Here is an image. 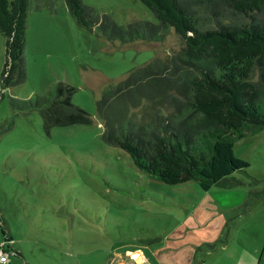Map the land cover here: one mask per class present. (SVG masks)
<instances>
[{
  "label": "rangeland",
  "instance_id": "obj_1",
  "mask_svg": "<svg viewBox=\"0 0 264 264\" xmlns=\"http://www.w3.org/2000/svg\"><path fill=\"white\" fill-rule=\"evenodd\" d=\"M81 1L117 24L156 22L138 0ZM54 9L27 11L25 78L0 94V219L20 264H113L135 247L152 264H226L233 242L220 245L228 231L264 228V217L257 223L244 212L264 210V127L232 144L233 155L247 164L229 176L240 184L202 190L193 179L167 184L146 175L101 139L94 100L106 84L154 56L165 58L181 41L168 28L158 41L110 43L78 26L63 0H54ZM3 47L0 34V69ZM56 79L74 86L71 102L90 123L45 132L37 110L10 105L9 97L42 94Z\"/></svg>",
  "mask_w": 264,
  "mask_h": 264
},
{
  "label": "trees",
  "instance_id": "obj_2",
  "mask_svg": "<svg viewBox=\"0 0 264 264\" xmlns=\"http://www.w3.org/2000/svg\"><path fill=\"white\" fill-rule=\"evenodd\" d=\"M138 1L156 22L130 18L117 24L81 0H63L78 26L110 43L158 41L168 28L181 41L165 58L154 56L101 89L94 100L101 139L167 184L193 179L202 190L240 184L229 176L247 164L233 155L232 144L264 127V0ZM30 7L55 11L54 0H33L31 6L30 0H0V94L24 81ZM74 90L56 79L44 93L9 97V103L18 110H37L45 132L52 126L88 124L89 114L71 102ZM0 231L2 242L10 241L1 219Z\"/></svg>",
  "mask_w": 264,
  "mask_h": 264
},
{
  "label": "crops",
  "instance_id": "obj_3",
  "mask_svg": "<svg viewBox=\"0 0 264 264\" xmlns=\"http://www.w3.org/2000/svg\"><path fill=\"white\" fill-rule=\"evenodd\" d=\"M246 202V200H245ZM242 212V211H241ZM245 218L248 216H255V220L259 221L264 217V210H252L248 207L244 210ZM243 213V212H242ZM244 218V217H243ZM240 234V241L236 240L235 235ZM9 236V234L6 232ZM11 238V237H10ZM232 240L233 244L229 255L226 258V264H264V228L259 225H254L252 227H242L241 229L233 228L232 231H228L227 235L223 239L224 243L220 245L223 249H226L227 241ZM11 241V239H10ZM10 241L4 243L3 248L11 249L14 254L12 257L7 255V261L0 264H20L19 262V251L14 249L10 245ZM117 257L121 256L118 252ZM131 256V258H130ZM229 258V260H228ZM130 262H136L138 264H152L150 260L145 257L143 247H135L133 249H124L121 258H117L113 264H129ZM214 264V261L212 262Z\"/></svg>",
  "mask_w": 264,
  "mask_h": 264
},
{
  "label": "built area",
  "instance_id": "obj_4",
  "mask_svg": "<svg viewBox=\"0 0 264 264\" xmlns=\"http://www.w3.org/2000/svg\"><path fill=\"white\" fill-rule=\"evenodd\" d=\"M4 242L0 243V263H4L7 261V255L8 253H10V251L6 250L5 248H3ZM12 254V253H10ZM131 258V256H130Z\"/></svg>",
  "mask_w": 264,
  "mask_h": 264
},
{
  "label": "water",
  "instance_id": "obj_5",
  "mask_svg": "<svg viewBox=\"0 0 264 264\" xmlns=\"http://www.w3.org/2000/svg\"><path fill=\"white\" fill-rule=\"evenodd\" d=\"M129 264H138V263H136V262H130Z\"/></svg>",
  "mask_w": 264,
  "mask_h": 264
}]
</instances>
